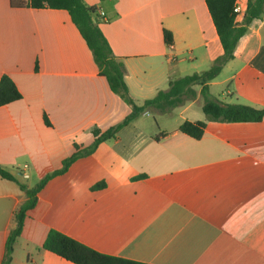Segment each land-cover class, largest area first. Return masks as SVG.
Instances as JSON below:
<instances>
[{"label":"crops","instance_id":"crops-1","mask_svg":"<svg viewBox=\"0 0 264 264\" xmlns=\"http://www.w3.org/2000/svg\"><path fill=\"white\" fill-rule=\"evenodd\" d=\"M84 1L123 59L139 102L171 80L208 69L223 53L205 0ZM236 3L242 22L249 0ZM4 74L22 98L0 106V162L29 187L60 169L75 144L90 146L94 130L102 133L131 112L100 75L65 9L0 0V78ZM223 85L217 97L212 91ZM200 89L164 112L179 111L173 127L152 119L158 111L145 112L52 177L27 211L11 264H76L43 247L51 228L148 264H264V118L212 121L203 111L198 118ZM208 95L264 107V17L249 25ZM185 120L207 122L201 138L179 130ZM100 181L106 186L92 188ZM26 199L17 182L0 177V264Z\"/></svg>","mask_w":264,"mask_h":264},{"label":"trees","instance_id":"trees-1","mask_svg":"<svg viewBox=\"0 0 264 264\" xmlns=\"http://www.w3.org/2000/svg\"><path fill=\"white\" fill-rule=\"evenodd\" d=\"M205 1L216 27L223 53L214 60L208 69L171 80L166 89L160 90L156 95L139 102L132 96L126 82V66L123 59L114 54L107 37L100 27V20L94 17V7L89 6L84 0H10L13 6L18 7H50L67 10L72 21L76 24L82 37L92 51L100 75L106 78L113 92L130 104L131 112L121 123L102 133L94 130L93 133L96 135V138L90 146L80 149V146L75 144L76 151L63 161V166L40 178L32 187L22 183L15 174L6 169L0 162V177L17 182L21 189L25 190L27 195V199L16 211V226L7 238L2 264H11L14 245L22 232L27 211L36 205L38 199L37 194L45 184L55 175L65 172L77 158L92 153L101 141L114 135L120 127L126 125L141 114L152 110L164 113L174 107L182 105L188 98H195L198 93L195 86L200 85V93L203 96L201 107L207 120L259 122L264 118V107L256 108L242 103H227L208 95L210 81L234 57L236 45L248 30L249 25L255 20L264 17V0H249L248 8L242 22H236L235 20L236 13L234 6L236 0ZM163 35L168 44L173 42V34L170 30L165 28ZM21 98L22 94L13 79L7 74L2 75L0 78V106L20 100ZM46 123H49L47 118ZM206 125L207 122L204 120H185L180 124L179 130L199 139L204 134ZM143 176L145 174H141L136 178ZM104 186H106V182L100 181L92 188H102ZM43 247L76 264H148L100 252L54 228L48 231Z\"/></svg>","mask_w":264,"mask_h":264},{"label":"rangeland","instance_id":"rangeland-1","mask_svg":"<svg viewBox=\"0 0 264 264\" xmlns=\"http://www.w3.org/2000/svg\"><path fill=\"white\" fill-rule=\"evenodd\" d=\"M195 87L199 93L200 86L196 85ZM222 89H225L224 85L223 86H215L212 92H214L217 97H220L222 95ZM188 99H192V98H188ZM201 102H202V97L199 98V103H201ZM199 111H200V115L197 117L203 119L204 115H203L202 109L200 108ZM180 117L181 116L179 115V111L172 114V115H167L166 113L156 112V113H154L152 119L154 121L156 120V122H158L160 124V126L170 128V127H173L174 125H176L178 123V120L180 119Z\"/></svg>","mask_w":264,"mask_h":264},{"label":"built area","instance_id":"built-area-1","mask_svg":"<svg viewBox=\"0 0 264 264\" xmlns=\"http://www.w3.org/2000/svg\"><path fill=\"white\" fill-rule=\"evenodd\" d=\"M234 11H235V13H236V18H235L236 22H240V21L237 20V18H238V16H239L240 14H242V8H241V6H240L238 3L235 4V6H234ZM99 13H100V15H101L102 17H104L105 12H104L103 10L100 9ZM171 58H174V55H172Z\"/></svg>","mask_w":264,"mask_h":264}]
</instances>
